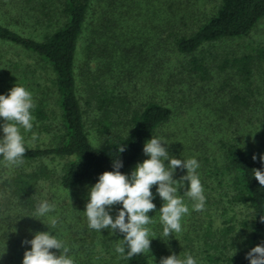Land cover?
<instances>
[{"label": "rangeland", "instance_id": "obj_1", "mask_svg": "<svg viewBox=\"0 0 264 264\" xmlns=\"http://www.w3.org/2000/svg\"><path fill=\"white\" fill-rule=\"evenodd\" d=\"M179 1L181 5L178 4ZM218 3L219 0H178L169 9L164 0H133L132 3H127V7L115 10V21H102L97 26L101 33L100 39L95 41L96 54L87 56V43L93 29L91 23L90 26L87 25L79 43L77 94L91 144L99 147L109 137L125 134L129 129L131 114L126 110L129 107L131 111L141 110L146 101H158L171 108L173 114L152 137L166 143L162 146L167 148L170 158L197 159L200 164L198 175L205 176V180H200L206 197L204 210H193V202L184 197L190 214L182 217V232L173 233L171 237L163 235V225L159 220L163 201L156 192L157 186L152 187L155 197L152 202L156 209L148 213L154 221L147 225L151 229L150 238H153L151 253L146 254L150 264H159L162 257L173 253L181 259L190 254L197 264H239L238 258L245 247L247 229L242 220L247 217V209L240 206L222 212L218 203L221 200L219 190H214V183L208 173L223 160L220 148L222 141L257 146L259 140L254 138L256 125L259 126L264 120V73L258 78L260 93L255 95L252 108L241 111L231 122L213 119L210 111L205 112L203 103L206 95L220 85L219 75L213 72L208 80L195 78L190 73L188 57L183 58L172 47H166V42H172L174 34L188 35L196 30L214 12ZM96 5L93 7V16L99 14ZM1 8L2 23L20 33H29L32 24L17 22L12 17V12L8 11L6 3ZM171 11L175 13V17L170 22L172 27L168 28L167 19L171 16ZM44 18L40 23L47 25L57 17L49 19L50 16L47 15ZM171 23L176 25L173 27ZM126 39L131 45L130 63L117 64L115 53L111 50L106 61L101 60L100 57L104 55L99 52V48L102 45L107 46L106 42L125 45L122 42ZM246 44L264 45V16L247 36L224 39L218 43V50H213L238 53L245 50ZM153 48L155 50L151 52ZM208 48L209 46L205 47ZM261 69L264 72V64ZM1 84L5 85L6 90L14 86L24 87L32 93L35 107L43 105L45 119H33L30 132L21 128L25 144L39 148L54 145L61 134V112L54 86V73L50 66L19 48L0 44ZM197 85H202L199 95L195 93ZM121 95L125 99H120ZM220 99L226 97L222 96ZM2 123L3 119L0 118V124ZM249 127L253 130H249ZM3 135L0 129V138ZM148 158L142 153L126 170V175L130 176L135 166ZM65 162L61 157H43L18 167H7L5 164L0 166V264H22L24 252L31 249V245H22V241L31 240L36 232L45 231H50L57 239L64 241L70 249L68 255L74 260V264L122 263L120 254L115 251L117 244H120L118 233L112 234L111 229L96 231L88 227L84 211L89 189L93 185L70 189L58 185L61 167ZM41 166L47 167L48 171L46 177L35 185L34 202L19 204L6 186L2 185L3 179L15 172H30ZM186 172V169L178 168L173 178L179 179ZM184 190L181 189V195ZM45 199L55 205L54 211L46 217H39L41 221L32 218L39 202ZM51 218H55L57 224L49 229L47 225ZM51 251L56 255L60 254L59 250Z\"/></svg>", "mask_w": 264, "mask_h": 264}, {"label": "trees", "instance_id": "obj_2", "mask_svg": "<svg viewBox=\"0 0 264 264\" xmlns=\"http://www.w3.org/2000/svg\"><path fill=\"white\" fill-rule=\"evenodd\" d=\"M100 1L102 0H0V12L2 4L6 3L8 11L12 12V17L17 22L24 21L25 24L30 23L33 26L29 33L23 34L0 21V44L19 48L50 66L54 73V86L61 112V134L57 137L58 141L44 148L25 144L24 163L43 157L64 158L66 162L62 165L58 177V185L64 189L94 185L103 172L113 171V160L117 157L123 163L120 171L126 174L127 169L143 153L145 142L150 140L173 114V110L165 104L148 100L141 110L131 111L130 107L126 109L131 115L128 120L129 129L125 134H115L99 147L91 144L77 94L79 43L87 25L91 23L89 26L93 29L87 43V56L96 54L95 41L100 39L101 33L97 26H100L102 21H115V10L122 6L127 7L130 1L133 2L103 0V4H98ZM176 1L178 0H164L169 9ZM178 4L181 5V1ZM95 5L99 14L93 16ZM47 15L50 16L49 19L57 18L47 25L40 23ZM170 15L167 19L168 28L172 27L170 22L175 13L171 11ZM263 16L264 0H219L214 12L205 18L196 30L188 35L174 34L172 42H166V47H172L177 55L188 57L190 73L194 74L195 78L208 80L213 76V72L219 75L220 85L206 95L203 103L205 112L210 111L213 119L233 121L241 111L252 108L255 95L260 93L257 82L264 73L261 69L264 64V45L246 44L244 51L232 54L217 51V46L224 39L247 36ZM171 24L173 27L176 25ZM106 43L107 46L102 45L99 48V52L104 55L100 57L101 60L106 61V56L108 57L111 50L115 53L117 64L130 63L131 45L127 39L122 42L125 45ZM206 46L209 48L205 49ZM214 48L217 50H213ZM154 50L153 48L151 52ZM2 84L0 95H7L10 90H6ZM201 87L202 85L195 87L197 95L202 91ZM218 96H225L226 99H220ZM120 99L125 97L121 95ZM262 108L264 111V107ZM32 114L38 121L45 119L43 105L35 107ZM262 114L264 116V113ZM256 128L254 138L259 140L257 146L222 141L220 148L223 151V160L208 173L214 183V190H219L218 196L221 200L218 203L222 212L240 206L247 209V217L242 220L247 229V237L244 250L238 258L239 264H250L246 254L256 245H264V223L260 222V216H264V186L259 184L252 172L253 169L264 170V163L259 159L264 154V120L259 126L256 125ZM248 129L253 130L250 127ZM121 146H126L123 153L118 151ZM254 154L257 156L255 161L252 159ZM4 164L3 157L0 156V166ZM46 171L47 167L41 166L30 172H15L5 177L2 185L6 186L7 191L19 204H31L35 198V185L46 177ZM199 178L205 180V176ZM121 208V204L112 206L113 218ZM117 233L120 244L125 248L126 257L129 249L123 241V234L118 231ZM124 257H121V264H150L146 254L132 258Z\"/></svg>", "mask_w": 264, "mask_h": 264}, {"label": "clouds", "instance_id": "obj_3", "mask_svg": "<svg viewBox=\"0 0 264 264\" xmlns=\"http://www.w3.org/2000/svg\"><path fill=\"white\" fill-rule=\"evenodd\" d=\"M34 107L32 93L24 87L14 86L7 95H0V118L3 119L0 129L4 134L0 138V156L3 157L7 167H18L24 163L26 148L21 128L25 132L32 130L34 117L31 110ZM165 144L161 139L154 137L146 141L143 153L149 158L138 163L130 176L120 171L123 163L118 157L115 158L113 171L103 172L89 189V198L84 211L88 227L96 231L111 229L112 234L117 231L123 234V241L129 250L124 257L125 248L117 244L115 251L121 257L132 258L135 255L151 253L153 238H150L151 229L147 225L154 222L153 217L148 215L150 211L156 209V205L152 202L155 197L151 191L154 185L157 186L156 192L163 201L159 210V220L163 225V235L166 237L182 232V217L190 214L189 207L184 203V197L193 202V210L203 211L205 208L206 197L197 172L200 167L197 159L170 158L169 151L162 146ZM125 150L126 146L118 149L119 153ZM252 159L255 161L257 156L254 154ZM259 159L264 163V154ZM178 168L186 169V175L174 179ZM252 172L259 184L264 186V170L253 169ZM185 182H187L186 188ZM181 189H185L182 195ZM117 204H121L122 208L113 218L110 210ZM54 209V204L46 199L42 200L32 218L40 220L39 217L48 216ZM260 222L264 223V216H260ZM56 224L57 220L51 218L47 226L50 229ZM22 245H31V249L23 254L22 264H74V260L68 255L70 249L50 231L36 232L31 240L22 241ZM52 249L59 250L60 254L56 255L51 251ZM246 259L250 264H264V245L253 247L246 254ZM159 264H197V262L190 254L181 259L173 253L162 257Z\"/></svg>", "mask_w": 264, "mask_h": 264}]
</instances>
